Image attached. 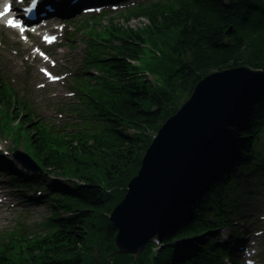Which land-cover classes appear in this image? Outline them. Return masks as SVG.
I'll list each match as a JSON object with an SVG mask.
<instances>
[{"label": "trees", "instance_id": "obj_1", "mask_svg": "<svg viewBox=\"0 0 264 264\" xmlns=\"http://www.w3.org/2000/svg\"><path fill=\"white\" fill-rule=\"evenodd\" d=\"M131 16L145 18L150 26L132 29L109 17L105 30L115 41L100 47L94 59L107 77L89 102L98 122L91 135L50 134L41 122L32 127L27 106L13 100L0 81V106L21 123L17 141L27 143L50 174L76 181L66 186L46 179L57 189L51 187L50 230L33 240L14 239L2 251L0 264H130L132 257L109 259L117 234L109 216L138 174L153 135L205 76L240 65L264 69V0H171L141 6ZM143 44L161 52L151 65L160 84L139 76L126 62L145 52ZM248 105L237 111L216 163L199 174L198 189L181 196L186 213L178 210L160 231L165 248L158 264H220L211 240L218 236L217 227L208 220L223 224L238 195L241 173L264 167L256 151V137L264 128V95ZM226 164L237 170L229 171ZM150 253L148 247L144 256Z\"/></svg>", "mask_w": 264, "mask_h": 264}, {"label": "water", "instance_id": "obj_2", "mask_svg": "<svg viewBox=\"0 0 264 264\" xmlns=\"http://www.w3.org/2000/svg\"><path fill=\"white\" fill-rule=\"evenodd\" d=\"M264 85V72L247 66L201 80L190 99L162 126L110 222L117 254L135 256L162 229L180 194L214 155L236 109Z\"/></svg>", "mask_w": 264, "mask_h": 264}, {"label": "snow or ice", "instance_id": "obj_3", "mask_svg": "<svg viewBox=\"0 0 264 264\" xmlns=\"http://www.w3.org/2000/svg\"><path fill=\"white\" fill-rule=\"evenodd\" d=\"M18 3L22 4L23 0H18ZM37 3H38V0H32L31 6L26 8V9H24V12L25 13H30L31 11H33L37 7ZM11 11H12V5L11 4L5 5L4 10L0 11V17L6 16ZM87 11H99V9H91V8H89V9H87ZM8 26L9 27H13V28H18V29H20L21 32L25 31L23 21L17 20L16 18L10 19L8 21ZM32 31L34 32L35 28H33ZM45 39L48 42H52V41L55 40V37H46ZM37 51L39 52V50H37ZM40 54L44 55L43 53H40ZM45 59H47V57H45ZM42 71H45V73L51 77V74L47 73L46 69H42ZM51 78L57 79V77H51ZM41 86H43V85H41Z\"/></svg>", "mask_w": 264, "mask_h": 264}, {"label": "rangeland", "instance_id": "obj_4", "mask_svg": "<svg viewBox=\"0 0 264 264\" xmlns=\"http://www.w3.org/2000/svg\"><path fill=\"white\" fill-rule=\"evenodd\" d=\"M143 22L145 23L144 20L143 21L142 20H133L130 23V27H132L133 29L141 28L143 26L142 25ZM122 23L125 25V22H122ZM104 24H106V22ZM5 59H6V54L5 53H1V55H0V66L1 67H3L5 65L4 62H3V61H5ZM54 106H55V104H54ZM38 110L43 112L41 106H38ZM260 152L264 155V142L260 146ZM258 181H260V179H257V182ZM261 182H262V186L257 189V192H258L259 189H261L264 186V180H262ZM30 214H31V219H29L28 223L29 224H36V223L40 222L41 218L44 217L47 214V212H45L44 209H41L39 212L30 213ZM224 233L225 232H223V234Z\"/></svg>", "mask_w": 264, "mask_h": 264}, {"label": "bare ground", "instance_id": "obj_5", "mask_svg": "<svg viewBox=\"0 0 264 264\" xmlns=\"http://www.w3.org/2000/svg\"><path fill=\"white\" fill-rule=\"evenodd\" d=\"M144 25L150 26V22L148 20H145V23L143 22Z\"/></svg>", "mask_w": 264, "mask_h": 264}]
</instances>
